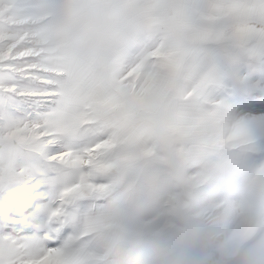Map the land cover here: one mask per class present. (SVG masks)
<instances>
[{
	"label": "crops",
	"instance_id": "crops-1",
	"mask_svg": "<svg viewBox=\"0 0 264 264\" xmlns=\"http://www.w3.org/2000/svg\"><path fill=\"white\" fill-rule=\"evenodd\" d=\"M178 3L0 0V62L8 50L18 54L24 35L30 40V46L24 44L26 67L36 64L41 79L50 71L63 74L65 97L91 83L95 117H109L116 127L152 140L140 150L143 162L87 221L81 235L93 244L86 251L88 261L118 264L129 254L176 252L184 264H209L213 257L218 264H230L232 257L238 263L263 264L264 242L249 232L257 229L258 219L235 204L242 192L251 194V184L241 183L247 164L238 156L225 158L246 147L232 144L230 137L232 121L244 116L226 110L220 101L211 108L176 102L178 84L190 83L183 94L189 101L198 97L210 75L194 78L188 70L191 45L207 34L186 32ZM153 31L161 43L147 54L151 64L138 62L121 75L130 41ZM253 31L251 25L241 29L244 35ZM33 53L40 55L38 62L28 61ZM4 76L0 66V81ZM57 123L30 120L24 127L0 131V196L32 180L38 170L31 158L50 142L44 137L54 135ZM252 245L257 248L249 258L238 253L241 246Z\"/></svg>",
	"mask_w": 264,
	"mask_h": 264
},
{
	"label": "snow or ice",
	"instance_id": "snow-or-ice-1",
	"mask_svg": "<svg viewBox=\"0 0 264 264\" xmlns=\"http://www.w3.org/2000/svg\"><path fill=\"white\" fill-rule=\"evenodd\" d=\"M176 7L187 33L207 34L191 45L188 70L194 78L210 74L198 97L189 101L183 94L190 83L178 84L177 104L211 108L220 101L229 106L248 119L254 137L248 161L264 159V0H179ZM245 25L255 31L242 34ZM160 43L154 31L133 37L120 74L141 61L150 65L147 54ZM65 86L63 74L45 73L20 105L30 119L58 122L54 135L44 137L50 142L31 158L38 170L32 180L0 196V236L20 246L21 261L56 249L67 264H92L83 259L93 246L81 235L87 221L111 200L117 183L143 162L140 150L152 143L116 127L109 117H95L91 83L71 97L63 95Z\"/></svg>",
	"mask_w": 264,
	"mask_h": 264
},
{
	"label": "rangeland",
	"instance_id": "rangeland-1",
	"mask_svg": "<svg viewBox=\"0 0 264 264\" xmlns=\"http://www.w3.org/2000/svg\"><path fill=\"white\" fill-rule=\"evenodd\" d=\"M27 37L29 38V36ZM18 42L17 49L20 50L16 52L18 54L13 55L14 52L10 53V50H8V54L3 56V59L0 62L2 70H5L6 72V76L2 77V81H0V131H7L9 127L15 125L24 127L27 121H34L29 118V113L25 112L20 105L23 102V97L34 94V86L42 80V74L39 72V67L36 64L26 67L24 63V60L26 59V57H24L26 51L24 44L27 42L26 45L30 46V40L26 41L23 35ZM33 54L34 55L31 57L27 56L28 61L38 62L40 60V55L37 53ZM48 73L54 74V72L51 71ZM26 78H28L29 82L25 81ZM29 78L32 79L31 84ZM228 108L231 109L229 106H226V110H228ZM230 134V137H233L231 140L232 144L237 147H246L242 148L241 152L237 151L231 154L230 151L229 153L231 155H227L225 158L231 159L238 156L242 163H246L247 165L246 168L244 167V170L247 169V173H242L241 183H244L246 186L251 184V194L248 192L246 193V191L242 192V195L238 198L237 202L235 201V204L238 203L241 209L249 208L251 213L250 218L252 220L255 219L256 215L258 219L257 229L253 231L250 230L249 232L250 235L257 233V242H264V159L255 162H249L247 159L248 154L254 150L252 148L254 137L251 134L249 122L246 117H239L232 121ZM254 227H256V225ZM241 234L242 232L239 231L238 235ZM84 235H88V232H85ZM259 236L261 238H259ZM242 237L243 236H240V238ZM236 241L237 240L233 242L235 243ZM255 246L256 245L241 246L238 253L245 254L249 258V256H252L254 251H256L257 247ZM237 248L238 247L235 249ZM22 254L20 246L17 245L14 240L7 236H0V262H3V264H11L13 260H15L17 264H67L68 261V258L56 249H49L41 256L30 257L23 261L20 259ZM262 255L264 257V254ZM88 258L89 257L86 256L85 252L83 259L88 261ZM178 258L179 256L176 252H162L156 254L141 252L137 254H129L125 261L118 264H184L183 262L178 261ZM208 260H210V258ZM231 260L233 262L230 264L261 263L257 261L238 263L234 262L233 257ZM262 263L264 264V259L262 260ZM92 264L106 263L92 262Z\"/></svg>",
	"mask_w": 264,
	"mask_h": 264
},
{
	"label": "built area",
	"instance_id": "built-area-1",
	"mask_svg": "<svg viewBox=\"0 0 264 264\" xmlns=\"http://www.w3.org/2000/svg\"><path fill=\"white\" fill-rule=\"evenodd\" d=\"M219 262H218V258L217 257H213V258H211L210 259V261H209V264H218Z\"/></svg>",
	"mask_w": 264,
	"mask_h": 264
}]
</instances>
